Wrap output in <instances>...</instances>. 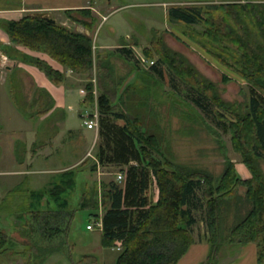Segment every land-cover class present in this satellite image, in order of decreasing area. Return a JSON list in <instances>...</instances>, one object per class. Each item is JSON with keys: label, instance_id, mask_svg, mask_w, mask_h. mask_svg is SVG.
Listing matches in <instances>:
<instances>
[{"label": "trees", "instance_id": "obj_1", "mask_svg": "<svg viewBox=\"0 0 264 264\" xmlns=\"http://www.w3.org/2000/svg\"><path fill=\"white\" fill-rule=\"evenodd\" d=\"M222 3L207 9L173 8L167 18L190 29L201 28L199 33L185 31L184 37L223 72V84L236 79L246 82L250 96L242 104L222 100L216 85L205 80L187 59L167 48L163 41L154 39L150 43L151 49L143 51L148 60L157 59L149 69L152 76L144 77L130 49L137 46L136 39L130 47L120 45L119 51L102 54L94 49L92 38L44 20L26 17L19 22L1 24L10 44L0 49L4 57L13 63L37 69L57 88L66 84L64 74L16 49L45 55L85 81L83 106L96 108L98 113L99 145L95 161L101 167L117 168L125 175L121 186L114 183L101 185V195L97 183L92 186L86 184L71 210L70 199L77 195L79 174L87 163L54 175L49 187L28 196L30 207L28 205L23 210L20 218L23 227L20 226L19 230L23 238L31 231L27 223L29 214H45L50 208H54L58 215L67 216L69 213L64 230H47L51 240L64 232L63 238L68 239L70 225L77 221L78 215L86 214L87 223H90L93 220L97 222L100 219L98 214L102 212V249L111 251L118 245L122 247L115 264H179L195 244L191 234L196 225L193 212L197 207V194L201 192L205 200L209 247V254L202 264H219L226 247L238 249L251 245L257 246V264H264V174L260 169V163L264 162V2L225 0ZM65 14L69 22L84 28L88 34L98 23L90 10ZM117 53L125 62L133 64L137 78H143L141 83L152 82L153 76L156 83L162 81L163 71L159 68L165 66L196 97L193 106L203 112L206 106L216 108L214 118L230 135L232 151L241 158L251 179H240L234 164L229 161L225 162L219 177L171 162L165 156V149L163 151L165 135L160 133L155 120H150L151 125L146 123L148 115L142 113V105L133 107L132 117L129 115L130 102L140 97L146 102L151 93L148 87H139L136 83L124 87L125 79L115 81L114 69L109 62ZM96 93L98 96L95 98ZM135 94H140V97L132 96ZM42 114L46 115V112ZM26 117L33 122L38 119ZM213 138L224 154L219 137L213 134ZM36 150L33 147L31 151L36 154ZM155 155L162 160L155 159ZM96 168L94 166L91 172L95 173ZM152 180L158 191L156 204L147 197ZM20 188L14 189L8 199L24 194ZM240 190H244L243 197L238 194ZM234 202L236 206L244 204L248 209L241 217L235 215L231 227L226 228L225 222L232 208L235 211L240 208H236ZM51 232L58 233L54 235ZM13 244L11 237L0 230V253ZM41 250L49 255L61 253L55 248ZM98 261L95 256H84L78 264H99Z\"/></svg>", "mask_w": 264, "mask_h": 264}, {"label": "rangeland", "instance_id": "obj_2", "mask_svg": "<svg viewBox=\"0 0 264 264\" xmlns=\"http://www.w3.org/2000/svg\"><path fill=\"white\" fill-rule=\"evenodd\" d=\"M224 1L225 0H93L95 4L100 5V7L102 6L101 8L103 9L101 10L103 18H101L102 20H97L98 23L93 30L94 33H92V39L95 43L94 46H117L122 44L123 40L129 37L126 45L130 47L131 43L136 39L138 44L134 51H136L137 54H133L132 58L134 61H137V59H146V57L143 56V51L151 49L150 43H152L154 39L163 41V44H165L167 48L178 53V56L180 55L187 59L192 67L195 68L205 80L216 85L222 100L231 104L245 103L247 97L250 96V88L246 82L235 78L236 80H233L232 83L227 85L223 84L221 80L223 72L216 67L210 57L205 55L194 43L184 37L183 33L185 31L199 33L201 28L193 27L190 29L181 24L170 22L169 18H167L169 11L173 8L197 7L207 9L208 7L221 5ZM229 1L237 2L239 0ZM257 1L264 2V0ZM70 30L73 29L70 27ZM112 31L114 32L111 33ZM97 51L102 54L108 52ZM110 59L109 64L114 69L115 81L125 79L124 87L136 83L137 86L148 87L147 89L150 90L151 94L149 98L146 97L148 99L146 102L139 96L140 94L132 95L134 97H140V99L130 102L129 115L132 117L133 111H135L133 107L142 105V108H144L142 113L145 112V114L148 115V120H145L146 123L151 125L150 120H155L157 125H159L160 133L165 135V141L162 142L164 147L163 151L165 149V156H168L171 162L183 166H191L197 170L207 171L215 177H219L226 166L225 162L229 161L234 164L236 173L240 179H251L248 169L244 168L242 165L241 158L232 151L231 143H229L230 135L225 132L224 126L214 118V113L217 112L216 108L205 105L207 109L203 112L193 106V101L196 97L190 94L191 92L175 79L169 71L165 69V66L159 68L163 71L164 77L162 81L156 83L153 76V78H151L152 82L143 84L141 83L143 78L138 79L137 73L133 71V64L131 65L123 61L118 58L117 55H114ZM152 62L157 63V59L153 58ZM49 63L56 65L52 61H49ZM149 66L150 64L145 67L137 64V68L142 70L144 77L148 74L152 76L149 70L152 67L150 66L149 68ZM4 74H6V70L3 69V66L0 64V77H4ZM28 91L30 93V90ZM83 93L85 92L83 91ZM97 96L98 93H96L95 98ZM76 100H78V103L74 105L77 108V113L74 117L72 116L73 121H75L71 123L73 126L81 122L80 118L85 117L89 119L93 116L98 117L97 110H95L96 108H87L83 106L81 99ZM31 103L30 101L25 104L26 106H30ZM43 110L44 109H34L33 106V109L31 108L27 112L28 118L36 117L38 118L36 119L37 122L48 114V112H46V115H43L41 113ZM90 112L94 114L88 116ZM79 113L81 115H78ZM213 134L217 135L223 144L225 149L224 154L222 153L221 146L214 140ZM53 136L55 137V133ZM67 136L68 135L64 136L67 139L65 141H71V138ZM32 137H30L31 140H29V142H33ZM49 137L50 136L46 134L42 139L40 138L37 142L38 145L41 142L45 144L52 143V139ZM97 147L98 144L90 148L89 155L93 158L89 157V160H86L87 169L91 167L90 169L92 170L94 166H97V161H94L96 160L95 155L97 153ZM29 148V154L35 156L31 151L33 149L32 146ZM17 150L18 147H16L15 151ZM38 150H40V148ZM4 155V147L0 146V160ZM154 157L157 160H162L158 158L157 155ZM92 163L93 167L91 166ZM53 168L55 167L50 166L49 170ZM260 169L264 174V162L260 163ZM45 172L46 171L31 176L26 187L37 192L41 191L56 174L55 172ZM119 172L120 170L114 167L100 166L99 172L87 174V185L92 186L94 183H97V187L100 191L99 194L101 195V185H103L104 182L107 184L114 183V181L118 183L116 181V176L121 174ZM2 177L4 176L0 175V230H3V232L9 235L14 244L5 252L0 253V264H72L73 262L74 264H78L84 256L97 257L99 259V264H115L116 259L122 252L121 245L118 250H103L100 245V235L98 234L102 233V231L96 228L91 232H87V227L93 222L87 223L86 214L78 215L77 221L70 225L68 239L66 237L63 238L64 232L62 236L58 235L51 240L48 238L49 232L47 230L58 228L64 230L66 228V221L69 219V213L66 214L67 216L64 214L58 215L54 212V208H52L50 211H46L45 214H29L27 223L31 231H28L27 237L23 238L20 234L22 231L19 230L20 226L23 227V222H21L20 218L21 214H24L23 210L27 209L30 204L28 201L25 202L26 199H28L30 191L28 190L26 195L22 194L20 196H15L12 200H9L8 197L10 193L7 195L6 193L19 186L22 179L18 177L17 180L14 179V181H12L11 178L7 181V178L4 179ZM151 183L149 185H151ZM20 189H24V187ZM150 192L153 198L157 195V189L154 184L151 186ZM243 192L244 190H240L238 194L243 197ZM201 194V192L197 194V207L193 212L196 225L192 229L191 234L193 235L195 244L192 245L187 256L182 259L179 264H202L206 261V257L209 254V247L207 246L208 231L205 220L206 212L204 208L205 200ZM74 202L75 201H70L71 208L76 206ZM235 203L236 202H234V205ZM237 206L240 208L238 209ZM237 206V211L231 206L233 208L225 222L226 228L231 227L235 215L236 217H241L248 209V206L244 204ZM98 215H100V213ZM51 233L55 235V233L58 232ZM87 238L90 239L86 241L85 239ZM41 248L46 250L55 248V251L59 249L61 253L50 254V256L48 253L42 252ZM34 249H38L39 251L34 252ZM256 255V245L242 246L238 249L226 247L222 252L219 264H257Z\"/></svg>", "mask_w": 264, "mask_h": 264}, {"label": "crops", "instance_id": "obj_3", "mask_svg": "<svg viewBox=\"0 0 264 264\" xmlns=\"http://www.w3.org/2000/svg\"><path fill=\"white\" fill-rule=\"evenodd\" d=\"M101 7L95 4L93 0H0V49L1 47L10 46L2 31L1 24L19 22L35 14H46L56 25L65 27L68 30L71 27L73 30L70 31L73 33L92 38L94 32L88 34V31L84 28L69 22L65 13L75 12V10H90L97 20H101L103 18ZM128 39L129 37L124 39L120 45H126ZM120 45L95 47L99 51L116 52L121 49ZM130 49L133 54L136 53L134 51L136 48ZM16 50L46 62L51 68L64 74L66 78V84L63 87H54L37 69L17 62L13 63V61L4 57L0 51V64L6 70L4 77H0V146H3L5 151V155L0 160V175L4 176L2 177L4 179L7 178V181L11 178L12 181L17 180L18 177L22 179L23 181L21 180V184L17 187H24L22 192L26 195L28 190L30 194L31 192H37L26 187L31 176L44 171L55 172L57 176L67 170L77 168L88 159L90 148L93 147L92 144L96 141V144L99 145V138L95 131L87 130L83 124L87 120L85 117L80 118L81 122L76 123L75 126L71 124L75 122L72 116L74 117L77 113V108L74 105L78 103L76 99H81L82 103L85 99V93H83L85 81L81 77L61 68L55 62L56 65H52L49 63L50 59L45 55L29 53L20 48ZM117 56L124 61L120 54L117 53ZM28 90H30V93ZM30 101L32 102L31 105L26 106L25 103ZM33 106L34 109H44L41 113L48 112V114L37 122L27 120V112L29 109H33ZM92 111L94 112L93 109ZM91 112L88 116L94 114ZM54 133L55 137L53 136ZM46 134L50 136L52 143L45 144L41 142L39 146L38 140ZM65 135H68L67 137H70L71 141H65L67 140L64 137ZM30 137L33 138V142H29ZM30 146L40 148V150H36L35 156L29 154ZM16 147H18L17 151H15ZM50 166L55 168L49 170ZM91 166L93 167V163ZM90 168L82 169L81 174H79V182L76 187L77 195L70 199V201H75V204L82 189H84L83 187L88 183L86 176L91 174ZM96 169V172H99V168ZM52 181L53 178L49 180L44 188L49 187ZM154 183V180H152L147 196L152 204H156L158 200V191L154 198L151 197L150 190ZM103 184L108 186L113 182L108 184L104 182ZM114 184L122 185V183L119 184L115 181ZM11 191L15 190H10L6 195L12 193ZM27 201L30 200L26 199L25 202ZM73 208L70 207V210ZM98 216L102 219L103 213L100 212ZM98 234L101 236V233ZM89 239L85 240L88 241Z\"/></svg>", "mask_w": 264, "mask_h": 264}, {"label": "built area", "instance_id": "obj_4", "mask_svg": "<svg viewBox=\"0 0 264 264\" xmlns=\"http://www.w3.org/2000/svg\"><path fill=\"white\" fill-rule=\"evenodd\" d=\"M140 63L144 66H146L148 64V62L144 59H141ZM153 65H154V63H150V66H153ZM97 122H98V119H97V116H95L93 121L90 120V121L84 122V124L89 131H96L97 132L98 131V123ZM89 157H90V155H89ZM117 180L121 183V181L123 180V177L121 175H119L117 177ZM100 223L101 222H98V223L93 222L90 226L87 227V231L91 232V231L95 230L96 228L99 230L102 229V225ZM119 246L120 245L117 246L116 250H118Z\"/></svg>", "mask_w": 264, "mask_h": 264}, {"label": "water", "instance_id": "obj_5", "mask_svg": "<svg viewBox=\"0 0 264 264\" xmlns=\"http://www.w3.org/2000/svg\"><path fill=\"white\" fill-rule=\"evenodd\" d=\"M32 18L39 19V20H44L46 23H51V25H55L52 19L46 14H35L31 16Z\"/></svg>", "mask_w": 264, "mask_h": 264}]
</instances>
